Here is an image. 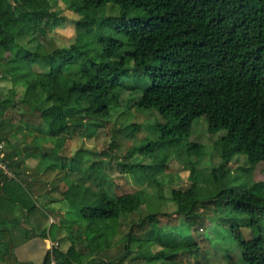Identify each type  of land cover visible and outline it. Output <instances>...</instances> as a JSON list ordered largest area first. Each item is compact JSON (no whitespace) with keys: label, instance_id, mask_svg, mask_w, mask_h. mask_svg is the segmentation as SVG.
<instances>
[{"label":"trees","instance_id":"1","mask_svg":"<svg viewBox=\"0 0 264 264\" xmlns=\"http://www.w3.org/2000/svg\"><path fill=\"white\" fill-rule=\"evenodd\" d=\"M66 23L75 36L56 45L52 35ZM0 37V82L12 86L0 99V140L11 173L0 171V264H19L15 246L32 235L53 243L42 264H213L202 248L209 241L189 233L206 219L229 231L243 264H264V196L254 193L257 184L211 193L227 177L229 155L243 156L251 170L264 164V0H0ZM16 85L23 94L15 102ZM23 106L28 110L16 122L6 121L9 110ZM121 107L132 119L133 109L158 117V136L144 137L120 157L137 156L134 162L116 163L140 190L119 194L103 174V152L89 151L95 161L88 165L83 148L29 173L25 160L39 154L26 130L62 149L67 139L97 138ZM198 119L211 135L224 131L231 144L202 183L195 166L203 145L184 142ZM141 129L133 121L122 133L133 139ZM16 133L19 142L11 140ZM178 151L190 184L164 190L158 175ZM39 186L47 190L36 195ZM53 193L80 201L75 219L46 207L49 213L30 224L35 204L56 201ZM48 215L57 223L45 228Z\"/></svg>","mask_w":264,"mask_h":264},{"label":"rangeland","instance_id":"2","mask_svg":"<svg viewBox=\"0 0 264 264\" xmlns=\"http://www.w3.org/2000/svg\"><path fill=\"white\" fill-rule=\"evenodd\" d=\"M59 8H63V4L58 1ZM65 15L70 19L76 17L73 13L68 12L67 10H63ZM75 36L74 28L71 24L66 23L62 28L55 31V34L52 35L56 45L59 43L67 44L71 40L72 37ZM1 40V37H0ZM8 43V47L10 45L8 40H5ZM14 55V54H12ZM11 55V56H12ZM128 66L132 65V62L128 63ZM10 82L7 81L0 82V99H4L9 97L8 89L11 88ZM23 86L16 85L13 88L15 89V97L14 100L16 102L19 97L23 94ZM123 107V106H122ZM122 107L115 110L111 116L108 118V122L105 125L104 129L99 131L97 138H85V137H75L71 139L65 140L66 146L63 143L61 146H64L62 149L56 146V143L53 139L49 137H35L30 130H26L29 141H33L34 146L38 147L36 154L33 158H28L25 160V166L29 173L32 171L38 170L42 172L47 166H50L54 163V158L61 153H66L67 155H71L77 149L83 148L85 151L82 153L84 158H87L88 165H91L94 159L89 158V151L103 152V156H100V161L103 167V174L113 180L117 186V192L121 193H134L140 190L141 186L134 180V178L127 174L119 173V168L117 166V161H126V162H134L137 156H134L130 160H124L122 157L126 151L131 150L138 145H141L140 141L144 137H148L151 140L155 139L158 134L153 130V125L158 120L157 114L154 111H134L130 112L136 114L134 119L128 116L127 110H122ZM27 107L23 106L21 110H17V108H13L9 110L5 117L6 121L16 122L19 119L20 113L27 111ZM126 112V113H125ZM125 113V115H124ZM21 119H25V117H21ZM135 121L136 123H140L142 125L141 131L138 133L136 138L127 139L124 138L122 131L125 128V125L132 123ZM151 126V130H150ZM25 133V132H24ZM224 131L219 133H215L213 135L207 132L206 121L204 119H198L193 124L191 132L189 136L185 139V143L190 142H199L203 145V154L199 158V162L195 169L200 174L198 181L200 183L203 180H206L210 175V170L214 167H217L220 163H222L226 156L229 154L231 150V144L223 138ZM22 138L19 137V133L12 135L11 140L14 142H19ZM26 139V138H25ZM112 141H117L119 143V148L110 150L108 143ZM183 142V144H184ZM49 149V155L47 157H42L40 154L44 152V150ZM119 157L120 159H117ZM229 161L227 162V177L222 181H219L214 184V188L212 189V194H215L220 189L231 188L237 186H245L247 188H251L255 183L257 184L254 193L259 196H264V164H260L258 166L248 167L245 164L244 158L238 154H232L228 156ZM237 159L240 160L241 163L237 162ZM89 167V166H86ZM186 158L181 154V152H174L171 154L170 160L168 162L167 169L159 174V179L163 184L164 190L170 188H184L190 181L188 180L189 171L187 170ZM253 176V177H252ZM65 185H59V189L64 191ZM36 190V195L43 193L47 188L38 187ZM56 201L51 204L47 201L41 202L38 201L35 205L36 208L34 210L33 219L29 220V223L33 226L35 225L36 216H41L42 213L46 214V207L49 209H60L62 214L66 210L67 217H73L75 219L74 211L75 207L79 206L80 203L76 202V204H70L67 199L60 200V196L58 193L52 194ZM204 196V195H203ZM202 196V197H203ZM60 200V201H59ZM44 205V206H42ZM44 207V208H43ZM143 211H145V206H142ZM19 212H15L16 218L21 221L22 229L28 227V223L24 222L25 219L23 214ZM68 212H70L68 214ZM49 213V212H47ZM50 215V214H49ZM48 215V219H45L42 222V225L48 228V224L52 221L53 224L57 223V218L51 217ZM12 215H8L10 218ZM135 221L137 218H132ZM173 219V218H171ZM166 218H161L162 222H166ZM125 227V228H124ZM128 227L123 226V229L126 230ZM189 233L193 236H196L203 240H208L207 244H203L202 248L205 252H207L209 262L213 264H243L240 259V252L238 244L233 240L228 230H225L221 227L216 226L212 222H209L207 219L203 221H197L194 225L189 226ZM254 232L259 234L258 229H255ZM243 233L247 236L251 234L250 229H244ZM264 235V232H263ZM19 236V234L15 235ZM36 236V235H34ZM33 236V237H34ZM49 242L48 249L52 247L53 243L46 239ZM26 244V245H25ZM22 245V246H21ZM20 246H15L14 254L19 258V264H42L43 257L45 254V247L47 246L41 238H37L34 242L33 240H29V243H23ZM239 253V257H238Z\"/></svg>","mask_w":264,"mask_h":264},{"label":"built area","instance_id":"3","mask_svg":"<svg viewBox=\"0 0 264 264\" xmlns=\"http://www.w3.org/2000/svg\"><path fill=\"white\" fill-rule=\"evenodd\" d=\"M5 148V142L0 140V171L4 174V175H8L11 176V173L8 169L7 166V161L4 160L3 157V150Z\"/></svg>","mask_w":264,"mask_h":264},{"label":"crops","instance_id":"4","mask_svg":"<svg viewBox=\"0 0 264 264\" xmlns=\"http://www.w3.org/2000/svg\"><path fill=\"white\" fill-rule=\"evenodd\" d=\"M37 239V237H33V235L32 236H30V237H28L27 236V240H26V242H27V244L29 243V240H33V242L35 241ZM43 240V246H44V243L47 245L46 247H45V252H46V250L48 249V245H49V242L46 240V239H42ZM50 241V240H49ZM25 242V243H26ZM26 245V244H25ZM22 246V245H21ZM16 259H17V261L19 262V258L16 256Z\"/></svg>","mask_w":264,"mask_h":264}]
</instances>
